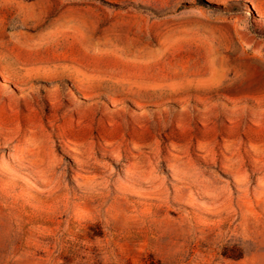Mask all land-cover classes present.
Listing matches in <instances>:
<instances>
[{
    "label": "rangeland",
    "instance_id": "374dc122",
    "mask_svg": "<svg viewBox=\"0 0 264 264\" xmlns=\"http://www.w3.org/2000/svg\"><path fill=\"white\" fill-rule=\"evenodd\" d=\"M0 264H264V0H0Z\"/></svg>",
    "mask_w": 264,
    "mask_h": 264
}]
</instances>
